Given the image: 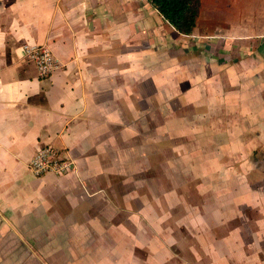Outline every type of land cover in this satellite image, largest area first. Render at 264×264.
<instances>
[{"label": "crops", "instance_id": "obj_1", "mask_svg": "<svg viewBox=\"0 0 264 264\" xmlns=\"http://www.w3.org/2000/svg\"><path fill=\"white\" fill-rule=\"evenodd\" d=\"M27 45L51 49L50 77ZM258 54L264 0H202L191 36L148 0H0V264H264V194L252 202L247 172L244 195L202 191L227 160L243 170L232 145L264 121ZM44 146L76 169L36 177ZM190 181L208 214L162 189Z\"/></svg>", "mask_w": 264, "mask_h": 264}, {"label": "rangeland", "instance_id": "obj_2", "mask_svg": "<svg viewBox=\"0 0 264 264\" xmlns=\"http://www.w3.org/2000/svg\"><path fill=\"white\" fill-rule=\"evenodd\" d=\"M257 44H260V42L257 43H253L250 44V50H256L257 48ZM262 50V49H261ZM260 54H258L259 56ZM261 56V55H260ZM261 57L264 58V56L262 55ZM255 60V59H254ZM246 125L249 126V131H248V137L246 142L244 144H241L240 140H238L237 145L236 143H234L232 145L233 148H237L238 152H241V156H247V158H243V165L242 168L243 170L239 169V165H237L238 163H240V161L237 162V160H241V158H233L231 159L233 162H231L230 160H227L226 163H231L232 166H227L224 165L225 169H221L219 171H216V178H217V184H215L214 186H209L206 188H202V191H204V194L207 195H211V196H222V195H226V196H231L233 194L238 196V195H244L241 191H240V178L242 177V175H246L245 172H247V178L249 180V186H247V191L250 195V197H252V202H255L257 193H255L256 191H258V194H264V121L263 122H248ZM240 126L244 127L245 126V122H234L232 124V128H233V134H234V140L236 141V136H237V132L240 129ZM217 135L219 137L222 135H226L225 133L228 134V128H226L224 123L218 124L217 125ZM245 129V127H244ZM243 129V131H244ZM218 149L219 148L218 146ZM236 156V155H235ZM221 156L218 155V161L220 159ZM237 157V156H236ZM227 158V157H225ZM223 158H221L220 160L222 161ZM219 163V162H218ZM237 165V168H234ZM193 172L191 170H185L183 171V177H189L191 178L190 174H192ZM242 173V175H240ZM226 178V181L229 179L230 181H233V183L235 185H231L228 186L227 188H225V185L223 183V179ZM238 178V179H237ZM232 179V180H231ZM236 180V181H235ZM177 181V180H176ZM183 182L182 178L179 179V184H181ZM172 183H174V181H172ZM171 183V184H172ZM186 183H189L188 181H186ZM261 188L260 190H257ZM165 191H169L171 192H175L179 194V196L181 197V199L184 200L185 205L186 203H188V205H195V207H199L202 210V214H208L207 209H206V205H208L207 202L203 201V199H200L201 195L199 193V190L201 189L200 187L196 186L192 181H190V184L185 185V186H181L180 187H176V186H167L165 188ZM140 190L142 191V193H144V191H147L149 194L150 193H154V194H160L161 192V188L159 187H154V188H140ZM179 191V192H178ZM203 194V193H202ZM202 198V197H201ZM256 199V200H255ZM158 208V204L154 203ZM184 204V203H183ZM183 204L181 206H183ZM250 205H252V203L250 202ZM177 204H171L169 207V216L170 219L173 217V219L175 218L176 215H178V208H177ZM210 210V209H209ZM213 210V209H212ZM253 211V210H251ZM242 215H244L242 219H246V216H248V219L250 221H252L251 223V227L252 229H256V224H255V216L253 214V212L248 211L246 214L245 212H242ZM246 215V216H245ZM242 217V216H241ZM239 218V217H238ZM233 218L228 224L227 227H229L231 229V227H236L239 225V223L241 222L240 219H236ZM171 223V221H170ZM176 223H173V226L176 227ZM176 237L179 238V236L177 235ZM188 242H191L190 240ZM186 243V242H185ZM37 254L40 256V258H42V264H46L50 261L45 260V256L43 254V252H37ZM44 262V263H43Z\"/></svg>", "mask_w": 264, "mask_h": 264}, {"label": "built area", "instance_id": "obj_3", "mask_svg": "<svg viewBox=\"0 0 264 264\" xmlns=\"http://www.w3.org/2000/svg\"><path fill=\"white\" fill-rule=\"evenodd\" d=\"M27 58L34 62L41 78H48L57 68V60L50 48L46 46H25ZM29 168L36 177L49 174L65 176L75 169L74 161L64 152L52 146H44L33 157Z\"/></svg>", "mask_w": 264, "mask_h": 264}, {"label": "trees", "instance_id": "obj_4", "mask_svg": "<svg viewBox=\"0 0 264 264\" xmlns=\"http://www.w3.org/2000/svg\"><path fill=\"white\" fill-rule=\"evenodd\" d=\"M181 35L191 36L200 17L202 0H148Z\"/></svg>", "mask_w": 264, "mask_h": 264}]
</instances>
